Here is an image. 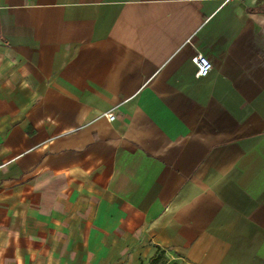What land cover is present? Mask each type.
<instances>
[{"label": "crops", "instance_id": "obj_1", "mask_svg": "<svg viewBox=\"0 0 264 264\" xmlns=\"http://www.w3.org/2000/svg\"><path fill=\"white\" fill-rule=\"evenodd\" d=\"M157 249L264 264V0H0V264Z\"/></svg>", "mask_w": 264, "mask_h": 264}, {"label": "built area", "instance_id": "obj_2", "mask_svg": "<svg viewBox=\"0 0 264 264\" xmlns=\"http://www.w3.org/2000/svg\"><path fill=\"white\" fill-rule=\"evenodd\" d=\"M191 63L196 68L195 76L198 78L206 77L212 70L211 62L208 60V58H206L201 54H197L194 57H192ZM106 118L109 122H112L115 119V115L112 112H110L106 114Z\"/></svg>", "mask_w": 264, "mask_h": 264}, {"label": "rangeland", "instance_id": "obj_3", "mask_svg": "<svg viewBox=\"0 0 264 264\" xmlns=\"http://www.w3.org/2000/svg\"><path fill=\"white\" fill-rule=\"evenodd\" d=\"M155 254L161 256V261H160L161 264H185V262L181 259V257L175 255L171 251H156ZM150 259L145 263H148Z\"/></svg>", "mask_w": 264, "mask_h": 264}, {"label": "trees", "instance_id": "obj_4", "mask_svg": "<svg viewBox=\"0 0 264 264\" xmlns=\"http://www.w3.org/2000/svg\"><path fill=\"white\" fill-rule=\"evenodd\" d=\"M157 251H163V250L157 249ZM160 261H161V256L154 254V256H152V258L148 263H140V264H161Z\"/></svg>", "mask_w": 264, "mask_h": 264}]
</instances>
